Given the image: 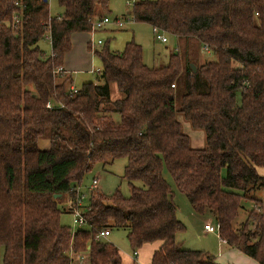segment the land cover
Wrapping results in <instances>:
<instances>
[{
    "label": "trees",
    "instance_id": "1",
    "mask_svg": "<svg viewBox=\"0 0 264 264\" xmlns=\"http://www.w3.org/2000/svg\"><path fill=\"white\" fill-rule=\"evenodd\" d=\"M57 2L62 11L52 17L49 0H0L2 264H73L72 254L84 253L90 264H122L117 245L96 239L104 227L126 228L133 251L156 244L151 264H220L177 240L185 225L165 169L196 213L216 218L228 245L264 264V201L257 195L264 190V0H136L135 21L185 47L207 45L214 59L194 71L171 53L168 63L151 67L134 40L122 51L89 43L102 67L98 82L76 93L64 67L71 36L92 31L90 18L107 12L109 0ZM50 17L47 54L39 43ZM111 84L122 97L111 99ZM177 112L205 130L204 148L191 146ZM120 157L127 158L130 194L92 190L80 208L85 223L72 230L61 221L60 201L69 195L72 213L85 175ZM243 200L253 207L235 226Z\"/></svg>",
    "mask_w": 264,
    "mask_h": 264
},
{
    "label": "rangeland",
    "instance_id": "2",
    "mask_svg": "<svg viewBox=\"0 0 264 264\" xmlns=\"http://www.w3.org/2000/svg\"><path fill=\"white\" fill-rule=\"evenodd\" d=\"M50 14L51 16H57L61 13L62 9L59 6L57 0H49ZM108 11L102 12L98 15H107L110 18L121 17L122 19L132 18L133 2L130 0H109ZM169 41L163 42L156 37L154 29L150 24L146 22L126 23L123 27L114 28L112 26H106L104 28L93 29V31L76 32L71 36L72 49L70 51L69 59L72 63L71 71L73 77V85L75 87H81L84 81L98 82V71L91 72L92 66L95 69H101V59L98 55L93 53V61L90 60L83 62L82 52H88V41H93L95 47L108 46L111 50L122 51L128 41L134 40L139 43L143 48L144 62L151 67L162 66L169 61L171 53H180L185 65H200L209 59H214L212 52L205 51L197 41H192L190 46L185 47L184 44L176 47L175 38L166 33ZM99 40L102 41L98 44ZM40 47L47 53H51L50 39L45 37L39 43ZM92 46V44H90ZM176 104H178L179 96L185 91L184 86H180L177 89ZM123 93L112 84L111 99L122 97ZM106 108L112 106L111 102L102 104ZM118 118V116L116 117ZM177 119L181 122L183 131L189 135L190 144L194 148H204L207 144L206 132L203 128H195L191 122L187 120L181 112H177ZM46 147V145H42ZM127 164L126 157H120L112 161V163L103 164L98 163L95 167L89 171L80 185L81 192L87 194V198L84 200L86 204L89 197V186L92 184L94 178L98 179V186L101 191L110 195L117 189H120L124 195L130 194L129 181L123 177L124 169ZM165 178L172 186L174 192V201L177 205V217L184 223L185 229L177 233V240L182 242L183 247L191 250H204L214 255L219 261L224 263L239 264V262L232 260L228 254L221 256V250H226V243L222 241V238L217 231L206 232L204 229L205 221L216 226L217 220L210 213H196L192 209V205L184 192L180 191L174 182V179L168 169L164 170ZM138 186H143L140 180L134 182ZM257 195L264 201V190H260ZM69 195L60 201V207L65 208V212L61 215V221L69 225L72 230H76L79 224L75 221L74 213H69V206L67 201ZM253 207V203L248 200H243L242 207L240 208L239 215L233 222L236 226L240 222L244 221L247 217L248 210ZM111 235L107 238L108 241L117 245L124 258H134L135 253L132 250L127 238L126 228H110ZM84 258L74 259L73 264H90L88 253L82 254ZM75 256V255H74ZM3 251L0 252V263L2 264ZM145 253L138 257L139 264L146 263ZM218 262V261H217ZM222 262V263H223Z\"/></svg>",
    "mask_w": 264,
    "mask_h": 264
},
{
    "label": "built area",
    "instance_id": "3",
    "mask_svg": "<svg viewBox=\"0 0 264 264\" xmlns=\"http://www.w3.org/2000/svg\"><path fill=\"white\" fill-rule=\"evenodd\" d=\"M135 1L136 0H130L131 3L133 2V5H134ZM16 4H20V2L17 1ZM18 20H19V15L15 14L13 16V22H17ZM90 21H91V24H92V31H93V29L104 28V27L109 26V25H113V26H116V27H123V26H125L126 23H130L131 24L135 20H134L133 17L132 18L128 17V18H126L124 20L121 17L110 18L107 15H101V16H97V17H94V18H90ZM50 23H51V17L48 20V24L45 26V28H46L45 37L49 38L50 42H51L52 35H51V32H50ZM153 29H154V33L156 34V37L158 39H160L163 42L168 41L169 38H168L166 32H164L163 30H161L158 27H154ZM101 43H102V41L99 40L98 44H101ZM91 44H92V47H95V44L93 43V41H91ZM203 49L205 51H207V52H210L209 47L207 45H204ZM97 70H99V69H97ZM72 90H73V92L76 93L78 91V88L72 87ZM48 106H51V105L49 104ZM97 186H98V179L94 178L93 181H92V184H90V186H89V193L91 194L92 190L96 189ZM75 190H76L75 201H74L75 209H74L73 213L75 215V221L80 226V225H83L85 223V218L83 217L80 208H81V206H83L85 204L84 200L87 198V194L81 192L80 185L77 186V188ZM204 228L207 231H209V232L217 231L218 234H219V225L218 224H216V226H214V225H212L210 223H207V224H205ZM110 234H111V229L109 227H104L97 233L96 239L97 240L106 239V238L109 237ZM134 253H135V256H136L138 251L135 250ZM82 256L83 255H78V257H80V258Z\"/></svg>",
    "mask_w": 264,
    "mask_h": 264
},
{
    "label": "crops",
    "instance_id": "4",
    "mask_svg": "<svg viewBox=\"0 0 264 264\" xmlns=\"http://www.w3.org/2000/svg\"><path fill=\"white\" fill-rule=\"evenodd\" d=\"M149 24V23H148ZM109 26H112V27H114V28H118V27H116V26H113V25H109ZM152 27V26H151ZM153 28V27H152ZM168 41H169V39H168ZM167 42V41H166ZM175 44H176V47L175 48H177V47H179V38H175ZM89 43H90V41H88V52H86V53H84V52H82V57H83V62H85V63H87L89 60L92 62L93 61V52H92V50H90L89 49ZM71 51V50H70ZM70 51L69 52H67V54H66V56H65V61H64V67H65V69L66 70H68V71H71V65H72V63H71V61H70V59H69V55H70ZM114 51H116V50H114ZM118 51V50H117ZM120 51V50H119ZM89 71H91V72H94V71H96L97 69H95L93 66L90 68V69H88ZM98 71V70H97ZM72 72V71H71ZM84 82H86V81H84ZM116 85V84H115ZM73 87H75L74 85H73ZM117 87V86H116ZM111 91H112V84H111ZM113 99H117V98H113ZM258 171H259V173L261 174V175H263L264 176V167H258ZM67 205L69 206L70 204L67 202ZM208 222H206L205 221V223H204V226H205V224H207ZM205 229V228H204ZM205 231L206 232H209V231H207L206 229H205ZM111 235V234H110ZM109 235V236H110ZM104 240H107V238L106 239H104ZM222 241L223 242H225L226 243V250H221L222 252H221V256L222 255H224V254H228L229 256H230V258L232 259V260H235V261H237V262H239V264H260L257 260H255V259H253L252 257H250V256H248L247 254H245L244 252H242L241 250H239L238 248H236V247H232V246H230V245H228L227 244V242L224 240V239H222ZM157 247V245L156 244H148V245H146V246H143L141 249H139L138 250V253H137V255L134 257V258H132V257H130V258H124V256H123V254H122V252H121V254H122V264H139L138 263V257L140 256H142V254H144L145 253V255H146V257H147V259H146V263L145 264H151V262H150V258H151V255H152V252H153V250L155 249ZM120 249V248H119ZM121 251V250H120ZM73 255V257H74V259H80V260H82V258H84V256H82L81 258L80 257H78V255H81V254H72ZM75 255V256H74ZM220 264H232L231 262L230 263H224L223 261H219L218 259H216ZM223 262V263H222Z\"/></svg>",
    "mask_w": 264,
    "mask_h": 264
},
{
    "label": "water",
    "instance_id": "5",
    "mask_svg": "<svg viewBox=\"0 0 264 264\" xmlns=\"http://www.w3.org/2000/svg\"><path fill=\"white\" fill-rule=\"evenodd\" d=\"M194 71H196V65H192ZM61 197V194H56L55 198ZM90 247V246H89Z\"/></svg>",
    "mask_w": 264,
    "mask_h": 264
}]
</instances>
